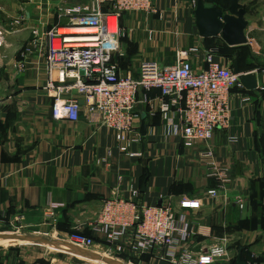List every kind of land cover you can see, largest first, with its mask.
Instances as JSON below:
<instances>
[{"label":"crops","instance_id":"crops-1","mask_svg":"<svg viewBox=\"0 0 264 264\" xmlns=\"http://www.w3.org/2000/svg\"><path fill=\"white\" fill-rule=\"evenodd\" d=\"M153 1L157 13L121 16L123 55L116 59L123 75L138 76L144 61L174 64L179 48L194 45L215 49L217 57L232 65L238 60L220 52L221 45L227 44L221 37L200 36L195 0ZM206 2L223 7L229 0ZM241 2L249 11L247 34L259 51L246 44L251 55L240 59V70L256 72L259 86L234 89L231 126L214 133L211 145L232 176L217 197L208 193L217 182L207 177L200 158L204 144L185 147L175 130V118L172 122L160 112L152 116L150 105L158 108V89L148 93L151 104L143 101L142 94L138 96L136 126L142 141L135 150L141 157L123 155L116 148L114 132L84 112L77 121L55 119L53 98L45 90L50 78L46 45L27 55L23 52L34 28L44 30L67 19H60L56 4L46 0L40 10L26 9L22 20L14 3L6 16L13 20L0 23V35L11 36L1 37L0 43V237L21 242L0 247V264L80 263L69 238L76 231L96 238L98 250L89 251L104 256L103 238L92 226L102 201L117 191L130 197L133 190L139 202L171 203L178 216L186 215L197 229L199 244L225 237L228 256L213 264H236L240 252L248 264H264V0ZM20 63H24L22 69ZM193 63L200 68L201 57ZM145 114H149V126L143 135ZM50 203L58 205L57 226L47 221ZM18 217L24 220L17 222ZM19 225L24 232H5ZM56 249H61L59 254L47 251ZM158 254L125 251L110 256L123 264H170Z\"/></svg>","mask_w":264,"mask_h":264},{"label":"built area","instance_id":"built-area-1","mask_svg":"<svg viewBox=\"0 0 264 264\" xmlns=\"http://www.w3.org/2000/svg\"><path fill=\"white\" fill-rule=\"evenodd\" d=\"M102 1L59 8V18L67 21L44 30L34 28V38L23 52L27 55L46 45L50 78L45 90L53 98V117L77 121L84 112L114 132L116 148L123 155L141 157L142 153L135 150V145L142 141L136 126L138 96L142 94L143 101L151 104L148 93L158 89V108L150 105L152 116L160 112L172 122L175 118V130L180 132L185 147L204 144L200 158L207 177L217 182L208 193L217 197L232 182V176L230 168L218 160L211 141L216 130H228L231 126L233 91L244 88L241 73L235 72L232 63L217 57L215 49L202 50L201 46L194 45L179 48L174 64L144 61L138 76L123 75L120 64L115 61L116 55H123L122 14H153L157 8L153 0H110L109 9L104 10ZM247 38V44L258 52L255 39L248 34ZM197 57H201L200 68L193 63ZM23 67L24 63H20L19 69ZM137 196L134 190L130 197L117 191L102 201L92 226L102 236L108 255L157 251L170 264H213L228 256L229 243L225 237H214L212 243L199 244L195 226L186 215L178 216L171 203L149 205L139 202ZM236 202L242 204L241 200ZM57 207L50 203L46 210L47 221L53 226L58 223ZM23 220L16 218L17 222ZM22 228V225L15 227ZM69 238L72 245L82 249L100 246L96 238L79 231L71 233Z\"/></svg>","mask_w":264,"mask_h":264},{"label":"water","instance_id":"water-1","mask_svg":"<svg viewBox=\"0 0 264 264\" xmlns=\"http://www.w3.org/2000/svg\"><path fill=\"white\" fill-rule=\"evenodd\" d=\"M195 17L198 27V31L201 37H221L225 43L229 46H241L246 45L247 28L249 26V20L247 14L249 13L246 4H243L241 0H230V4L227 7L221 8L217 5L208 4L205 0H195ZM234 70L240 74V81L245 89L255 90L259 86L258 75L256 72H249L247 74L240 70L238 60L234 61ZM83 74L84 70L81 71ZM149 114H145L142 119L141 133L146 134L149 126L147 120ZM48 241V240H46ZM74 253H80L85 257L99 258L108 264H123L102 257L87 249H82L77 246L71 245ZM236 264H248L243 261L241 252L237 258Z\"/></svg>","mask_w":264,"mask_h":264},{"label":"rangeland","instance_id":"rangeland-1","mask_svg":"<svg viewBox=\"0 0 264 264\" xmlns=\"http://www.w3.org/2000/svg\"><path fill=\"white\" fill-rule=\"evenodd\" d=\"M46 0H0V12L2 11L3 13H2V15L4 14L5 16H3V17H1V15H0V23H9V21H11V20H13V19H11V18H9V17H6V16H8L9 14H8V11H13V10H10L11 8H13V5H14V3L15 4H18L17 6H18V13H19V15H20V19L22 18V20H23V18H24V16H25V10L26 9H31V11L32 10H40V8H39V6L41 5L40 3L41 2H45ZM50 2H52L53 4H56V6H55V8H56V11H57V13H58V11H59V8L61 9V8H64V7H73V6H79V5H84V4H88L89 2H91L92 0H49ZM11 4H12V6H11ZM101 5H102V7H103V9H107V8H109L110 7V5H111V1L110 0H103L102 1V3H101ZM44 6H42V8H43ZM6 10V11H5ZM25 19V18H24ZM15 20V19H14ZM21 21V20H20ZM63 23H65V22H63ZM6 25V24H5ZM5 37L7 40L9 39V38H11V36H9V35H6V34H3V35H0V41H1V43H3V40L4 39H2L1 37ZM34 38V36H31L30 37V39H29V41L28 42H30L32 39ZM5 42V41H4ZM21 43V42H20ZM24 229H22L21 230V232H24L23 231ZM13 231H18V230H16L15 228H13V229H9V230H7V231H5V232H7V233H9V232H13ZM32 234V233H31ZM31 234H28V235H31ZM8 245L9 244H0V247H2V248H8ZM95 250H98V249H96V248H94ZM58 250H60L61 251V249H56V250H47L48 252H49V254H54V253H52V252H55V254L57 253V254H59V251ZM99 251H101L100 249H99ZM51 252V253H50ZM70 252V251H69ZM71 253H73V252H71ZM97 254V253H96ZM76 255L77 256H79L80 258H82L81 260H84V261H80V263L79 264H105L106 262L105 261H103V262H105V263H103V262H100V261H96V259L97 260H100L99 258H92V257H85V256H82L80 253H76ZM98 255H101L102 257H104V258H107V259H109V260H113V261H116V262H120L118 259H116V258H113L112 256H110V255H107V254H104V256L102 255V254H98ZM80 260V259H79ZM102 261V260H101ZM106 264H108V263H106Z\"/></svg>","mask_w":264,"mask_h":264},{"label":"trees","instance_id":"trees-1","mask_svg":"<svg viewBox=\"0 0 264 264\" xmlns=\"http://www.w3.org/2000/svg\"><path fill=\"white\" fill-rule=\"evenodd\" d=\"M205 2H206V0H205ZM206 3H208V2H206ZM208 4H210V3H208ZM229 4H230V0L227 3V5H225L223 7H221V6H219V7L224 8V7L229 6ZM213 5H216V4H213ZM108 9L109 8L104 9V10H108ZM220 48H221L220 49L221 50L220 52L223 53L224 55L228 56L229 58L236 57L238 59L239 67H240L241 70H242V67H241L240 59H242V57L243 58H248L251 55L250 54V49L246 45L229 46L228 44H222ZM115 61L118 62V60L116 59V57H115ZM84 234H86V233H84Z\"/></svg>","mask_w":264,"mask_h":264},{"label":"bare ground","instance_id":"bare-ground-1","mask_svg":"<svg viewBox=\"0 0 264 264\" xmlns=\"http://www.w3.org/2000/svg\"><path fill=\"white\" fill-rule=\"evenodd\" d=\"M62 32H70V30L62 29ZM16 242H21V241H19V239L17 240L15 238H10V237L7 238L0 237V244H14Z\"/></svg>","mask_w":264,"mask_h":264}]
</instances>
